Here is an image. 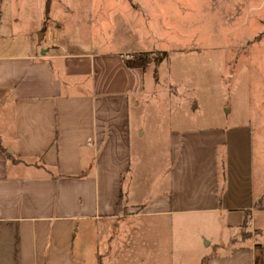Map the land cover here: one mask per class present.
Returning <instances> with one entry per match:
<instances>
[{"label":"crops","instance_id":"1","mask_svg":"<svg viewBox=\"0 0 264 264\" xmlns=\"http://www.w3.org/2000/svg\"><path fill=\"white\" fill-rule=\"evenodd\" d=\"M3 7L0 264H264L262 121L189 118L186 85L159 81L165 57L156 74L131 60L154 49L132 24L42 44Z\"/></svg>","mask_w":264,"mask_h":264},{"label":"rangeland","instance_id":"2","mask_svg":"<svg viewBox=\"0 0 264 264\" xmlns=\"http://www.w3.org/2000/svg\"><path fill=\"white\" fill-rule=\"evenodd\" d=\"M4 5L18 10L19 22L26 26L40 25L35 38L42 44L79 36L93 43L125 39L132 24L154 49L131 60L154 65L164 50L165 59L157 66L159 81L186 85L187 97L197 102L189 118L206 115L217 121L225 112L227 121H233L250 112L253 121L264 123V0H0V9ZM51 17L61 28H54ZM161 102L158 106L167 110L174 103ZM180 105L172 110L179 122L187 115ZM193 223L187 232L204 245V237L197 239L201 228ZM243 233L255 240L259 236L249 228ZM259 238L264 245V235ZM216 248L220 250L205 246L208 251ZM162 260L167 264V258Z\"/></svg>","mask_w":264,"mask_h":264},{"label":"trees","instance_id":"3","mask_svg":"<svg viewBox=\"0 0 264 264\" xmlns=\"http://www.w3.org/2000/svg\"><path fill=\"white\" fill-rule=\"evenodd\" d=\"M159 55L160 56L155 57V59H154V68H153V70L155 71V74H156V65L159 63V61H161L166 56L165 51L164 50L159 51ZM117 207H118V205L116 204V206L114 208L116 209ZM248 213H249V211L246 210L245 211V215L243 217V222H242V226L243 227H246L248 225V223H249ZM204 263L205 262L203 261L202 264H204Z\"/></svg>","mask_w":264,"mask_h":264},{"label":"water","instance_id":"4","mask_svg":"<svg viewBox=\"0 0 264 264\" xmlns=\"http://www.w3.org/2000/svg\"><path fill=\"white\" fill-rule=\"evenodd\" d=\"M39 36H41V34H39Z\"/></svg>","mask_w":264,"mask_h":264}]
</instances>
